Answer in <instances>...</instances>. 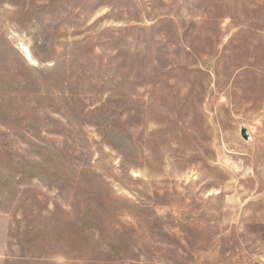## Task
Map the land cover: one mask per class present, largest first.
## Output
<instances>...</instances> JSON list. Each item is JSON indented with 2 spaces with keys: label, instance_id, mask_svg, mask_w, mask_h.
<instances>
[{
  "label": "rangeland",
  "instance_id": "obj_1",
  "mask_svg": "<svg viewBox=\"0 0 264 264\" xmlns=\"http://www.w3.org/2000/svg\"><path fill=\"white\" fill-rule=\"evenodd\" d=\"M0 264H264V0H0Z\"/></svg>",
  "mask_w": 264,
  "mask_h": 264
},
{
  "label": "water",
  "instance_id": "obj_2",
  "mask_svg": "<svg viewBox=\"0 0 264 264\" xmlns=\"http://www.w3.org/2000/svg\"><path fill=\"white\" fill-rule=\"evenodd\" d=\"M241 136L246 139L247 138V133H246V130L244 128L241 129V132H240Z\"/></svg>",
  "mask_w": 264,
  "mask_h": 264
}]
</instances>
